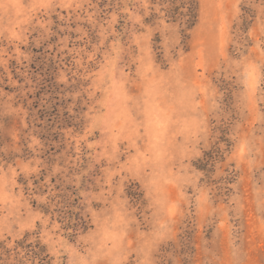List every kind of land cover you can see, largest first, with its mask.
I'll return each instance as SVG.
<instances>
[{"label":"rangeland","instance_id":"obj_1","mask_svg":"<svg viewBox=\"0 0 264 264\" xmlns=\"http://www.w3.org/2000/svg\"><path fill=\"white\" fill-rule=\"evenodd\" d=\"M196 2L0 0V242L264 264V0Z\"/></svg>","mask_w":264,"mask_h":264},{"label":"trees","instance_id":"obj_2","mask_svg":"<svg viewBox=\"0 0 264 264\" xmlns=\"http://www.w3.org/2000/svg\"><path fill=\"white\" fill-rule=\"evenodd\" d=\"M196 0H179V6H171L168 10L169 17L182 20L183 29L181 35L185 37L184 32L189 31L197 19ZM250 9H244V15L241 18V28L237 32L246 29L247 18ZM29 235L26 234L21 239L15 240L13 246L8 247L5 241L0 242V264H51V259L45 251V246L41 243L38 234L34 235V240L29 241ZM26 261V262H25Z\"/></svg>","mask_w":264,"mask_h":264}]
</instances>
